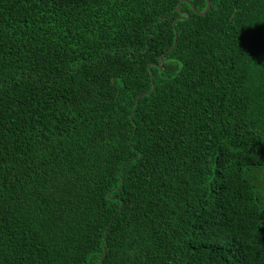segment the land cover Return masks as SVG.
Here are the masks:
<instances>
[{
  "label": "trees",
  "instance_id": "16d2710c",
  "mask_svg": "<svg viewBox=\"0 0 264 264\" xmlns=\"http://www.w3.org/2000/svg\"><path fill=\"white\" fill-rule=\"evenodd\" d=\"M210 4L0 0V264H264V0Z\"/></svg>",
  "mask_w": 264,
  "mask_h": 264
},
{
  "label": "water",
  "instance_id": "95a60500",
  "mask_svg": "<svg viewBox=\"0 0 264 264\" xmlns=\"http://www.w3.org/2000/svg\"><path fill=\"white\" fill-rule=\"evenodd\" d=\"M207 2H208V5H207V8H206V10H205V12L203 13V15H205L207 12H208V10H209V8H210V6H211V4H210V0H207ZM179 9V11H180V8H178ZM194 9V8H193ZM194 12L196 13L197 11L194 9ZM187 17L189 18L190 16L189 15H187ZM161 62H162V64H161V66H159L160 68H162L163 67V64H164V59H163V57L161 58ZM149 69H151V65L149 66ZM151 80H152V82H154V76H153V74L151 73ZM155 89V88H154ZM154 89H153V91H154ZM148 94H150L149 92H147V93H143V94H141L138 98H137V103L139 102V100L142 98V97H144V96H146V95H148Z\"/></svg>",
  "mask_w": 264,
  "mask_h": 264
},
{
  "label": "snow or ice",
  "instance_id": "6c2138e0",
  "mask_svg": "<svg viewBox=\"0 0 264 264\" xmlns=\"http://www.w3.org/2000/svg\"><path fill=\"white\" fill-rule=\"evenodd\" d=\"M242 44L245 47L251 48L254 45V39L252 37L245 36V37L242 38Z\"/></svg>",
  "mask_w": 264,
  "mask_h": 264
}]
</instances>
